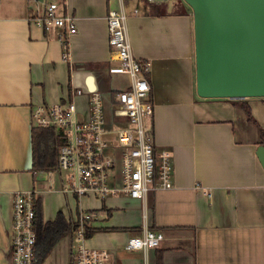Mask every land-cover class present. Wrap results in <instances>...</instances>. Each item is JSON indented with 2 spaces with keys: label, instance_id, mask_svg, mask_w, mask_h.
<instances>
[{
  "label": "crops",
  "instance_id": "crops-1",
  "mask_svg": "<svg viewBox=\"0 0 264 264\" xmlns=\"http://www.w3.org/2000/svg\"><path fill=\"white\" fill-rule=\"evenodd\" d=\"M48 1L0 0V264H11L13 193L29 189L38 192L44 221L58 212L72 220L81 209L99 212L85 244L107 249L108 264H264V165L257 154L264 146V97L245 98L249 119L232 99L196 94L188 10L156 13L146 0H123L132 52L151 64L147 125L156 147L171 152L172 187L144 198H77L60 191L56 175L49 174L54 169L33 168L34 105L70 98L71 87H87L89 76L106 100L108 91L131 83L125 74L108 72L117 61L111 59L106 14L116 0L59 3L77 27L67 37V59L64 29H44L32 20ZM75 101L86 110V95ZM144 228L161 231L160 244L126 250L127 238ZM72 246L71 236L60 237L41 264H71Z\"/></svg>",
  "mask_w": 264,
  "mask_h": 264
},
{
  "label": "built area",
  "instance_id": "built-area-1",
  "mask_svg": "<svg viewBox=\"0 0 264 264\" xmlns=\"http://www.w3.org/2000/svg\"><path fill=\"white\" fill-rule=\"evenodd\" d=\"M62 0H49L42 14L32 20L44 29L62 27V57L67 59V37L76 32L75 17L59 11ZM113 1V0H109ZM106 14L111 59L110 74H125L131 79L127 88L109 92V100L96 88L72 86L70 98L56 103L36 104L31 108L34 127L53 129L61 142L57 147L56 175L60 191L77 198L125 194L144 198L150 190L172 187V159L167 148H157L151 127L144 120L153 114L150 61L136 57L127 32L123 0H116ZM150 3L175 0H146ZM87 96V108L80 111L75 97ZM210 194V193H208ZM38 192L34 189L13 193L10 232L11 264L35 263V217ZM99 216L95 210L81 209L75 220L71 264H108L107 249L88 247L85 223ZM163 233L144 228L141 235L128 237L126 250L147 251L158 246Z\"/></svg>",
  "mask_w": 264,
  "mask_h": 264
},
{
  "label": "water",
  "instance_id": "water-1",
  "mask_svg": "<svg viewBox=\"0 0 264 264\" xmlns=\"http://www.w3.org/2000/svg\"><path fill=\"white\" fill-rule=\"evenodd\" d=\"M193 25L196 94L264 97V0H184ZM88 89L96 87L93 76ZM257 154L264 165V146Z\"/></svg>",
  "mask_w": 264,
  "mask_h": 264
},
{
  "label": "trees",
  "instance_id": "trees-1",
  "mask_svg": "<svg viewBox=\"0 0 264 264\" xmlns=\"http://www.w3.org/2000/svg\"><path fill=\"white\" fill-rule=\"evenodd\" d=\"M151 7L156 13H165L166 9L162 8V4L151 3ZM169 12V11H168ZM171 13L183 14L186 10L171 8ZM232 101L245 110L249 119H252L250 108L245 98L232 99ZM34 152H33V168L38 171H44L57 168V147L61 140L51 128L34 127ZM261 143L264 144V130L260 128ZM79 227V222L72 219H66L61 212H58L53 220L44 221L42 218L41 203H36L35 217V263L41 264L48 255L51 248L57 240L64 236H71L72 243L75 231ZM96 229L89 223H85L86 236H90Z\"/></svg>",
  "mask_w": 264,
  "mask_h": 264
},
{
  "label": "rangeland",
  "instance_id": "rangeland-1",
  "mask_svg": "<svg viewBox=\"0 0 264 264\" xmlns=\"http://www.w3.org/2000/svg\"><path fill=\"white\" fill-rule=\"evenodd\" d=\"M177 8V9H183V10H188L189 11V13L191 14V8H190V6L186 3V2H184V0H175V1H165V2H163V4H162V8L163 9H170V8ZM192 15V14H191ZM109 79V78H108ZM120 88H123L124 86L123 85H121V86H119ZM111 88V87H110ZM114 89V88H113ZM111 91V90H110ZM110 91H108V92H110ZM113 91V90H112ZM148 118H146L145 120H144V122L146 123V124H148L149 123V121L147 120ZM108 197V196H107ZM83 204L84 205H86V204H88L89 205V202H87V201H85V202H83Z\"/></svg>",
  "mask_w": 264,
  "mask_h": 264
}]
</instances>
